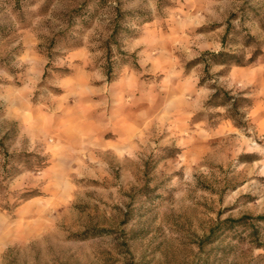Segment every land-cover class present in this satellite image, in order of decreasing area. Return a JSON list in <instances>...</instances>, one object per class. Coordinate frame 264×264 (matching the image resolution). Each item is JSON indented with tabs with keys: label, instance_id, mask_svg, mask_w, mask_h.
<instances>
[{
	"label": "rangeland",
	"instance_id": "obj_1",
	"mask_svg": "<svg viewBox=\"0 0 264 264\" xmlns=\"http://www.w3.org/2000/svg\"><path fill=\"white\" fill-rule=\"evenodd\" d=\"M0 264H264V0H0Z\"/></svg>",
	"mask_w": 264,
	"mask_h": 264
},
{
	"label": "trees",
	"instance_id": "obj_2",
	"mask_svg": "<svg viewBox=\"0 0 264 264\" xmlns=\"http://www.w3.org/2000/svg\"><path fill=\"white\" fill-rule=\"evenodd\" d=\"M218 54H220V53H218ZM211 55L215 56L216 54H211ZM220 91H221V90H220ZM227 97H229V99H230V96H227ZM235 100H237V101H239V100H244V101H249V102H251V100H250L249 98H240V99L235 98ZM235 105H236V107H239L238 102H236ZM261 218H263V217H261Z\"/></svg>",
	"mask_w": 264,
	"mask_h": 264
}]
</instances>
